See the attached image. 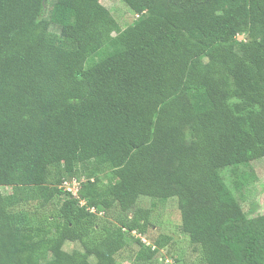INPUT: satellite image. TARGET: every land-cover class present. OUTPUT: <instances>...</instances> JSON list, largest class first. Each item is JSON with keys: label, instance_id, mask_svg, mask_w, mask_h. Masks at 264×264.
Returning <instances> with one entry per match:
<instances>
[{"label": "trees", "instance_id": "trees-1", "mask_svg": "<svg viewBox=\"0 0 264 264\" xmlns=\"http://www.w3.org/2000/svg\"><path fill=\"white\" fill-rule=\"evenodd\" d=\"M121 1L124 30L99 0H0V264H91L125 236L147 258L169 239L138 237L140 197L177 199L205 264H264V215L221 175L264 158V0ZM76 177L83 206L59 188ZM62 195L43 226L18 207Z\"/></svg>", "mask_w": 264, "mask_h": 264}, {"label": "rangeland", "instance_id": "rangeland-1", "mask_svg": "<svg viewBox=\"0 0 264 264\" xmlns=\"http://www.w3.org/2000/svg\"><path fill=\"white\" fill-rule=\"evenodd\" d=\"M53 1L47 0V7L52 5ZM99 2L110 12L121 30L131 26L138 17L121 0H99ZM50 32L57 34L58 28L51 26ZM236 39L241 41L247 40L248 37L245 34L237 36ZM93 60H98V57H94ZM186 137L189 139L188 131H186ZM81 172L80 176L92 175L101 185H106L111 179L109 171L105 169L94 174H90L89 171ZM221 175L247 218L264 215V158L251 161L247 165L225 168L221 171ZM0 190L3 195H9L12 192L10 187H1ZM63 198L66 197L62 195L54 198L44 207L35 200L18 207L28 211L35 225L43 226L59 218L58 210ZM135 208L149 211L145 235H142L143 239L149 244H153V241L160 237H165L169 241L166 240L163 243L164 247L158 248L155 254L138 259V254L141 252L140 246L133 238L125 236L121 245L105 259L98 260L91 256L89 258L91 264H205L199 247L191 244L189 237L182 232L176 198L159 201L140 197ZM105 215V218L96 222L106 225L115 224L118 216L117 207L106 210ZM63 250L66 252L83 251L78 242H65Z\"/></svg>", "mask_w": 264, "mask_h": 264}, {"label": "built area", "instance_id": "built-area-1", "mask_svg": "<svg viewBox=\"0 0 264 264\" xmlns=\"http://www.w3.org/2000/svg\"><path fill=\"white\" fill-rule=\"evenodd\" d=\"M86 179L85 177H76V178H72V179H68V180H64L61 185L59 186V188L69 197L71 198H75V199H79V204L80 206L85 205V201L81 200L79 198V189L81 186V183L84 182ZM90 213H94L98 216H101L103 213L102 212H97L96 209L94 207L88 208L87 209ZM138 237L141 239V241L146 244V245H150L145 239H143L142 237H140L138 235ZM154 249V247H152Z\"/></svg>", "mask_w": 264, "mask_h": 264}]
</instances>
